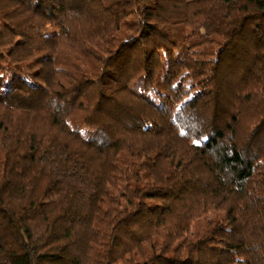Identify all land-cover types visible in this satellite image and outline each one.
Segmentation results:
<instances>
[{
  "label": "trees",
  "instance_id": "1",
  "mask_svg": "<svg viewBox=\"0 0 264 264\" xmlns=\"http://www.w3.org/2000/svg\"><path fill=\"white\" fill-rule=\"evenodd\" d=\"M0 264H264V0H0Z\"/></svg>",
  "mask_w": 264,
  "mask_h": 264
}]
</instances>
